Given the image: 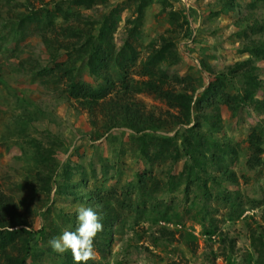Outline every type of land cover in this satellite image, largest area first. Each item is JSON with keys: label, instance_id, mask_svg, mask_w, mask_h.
Returning a JSON list of instances; mask_svg holds the SVG:
<instances>
[{"label": "rangeland", "instance_id": "obj_1", "mask_svg": "<svg viewBox=\"0 0 264 264\" xmlns=\"http://www.w3.org/2000/svg\"><path fill=\"white\" fill-rule=\"evenodd\" d=\"M106 19L107 41L89 45ZM257 41L264 0H0V202L24 217L0 233L42 229L26 264H74L49 241L76 229L81 206L103 218L87 264H260ZM149 79L191 97L188 123L168 99L137 91ZM246 90L253 102L242 105ZM131 106L159 127L128 128ZM255 129L262 162L250 168ZM191 147L206 162L199 182L187 176ZM16 238L0 264L26 254Z\"/></svg>", "mask_w": 264, "mask_h": 264}, {"label": "trees", "instance_id": "obj_2", "mask_svg": "<svg viewBox=\"0 0 264 264\" xmlns=\"http://www.w3.org/2000/svg\"><path fill=\"white\" fill-rule=\"evenodd\" d=\"M103 26L104 27H100L98 29V33H97L96 37L91 36V34L89 33V36H88V39H89L88 44L89 45L92 46L94 40H96V39H98L99 41L102 39L103 42L107 41L106 35L110 32L112 26L109 25L107 19L104 21ZM126 45L127 44H125L124 48H122V50L125 52L127 51ZM251 46L252 47L250 49H248V52L251 53V55H253V56L260 57L263 59L264 58V44L257 41V42H254ZM108 52H111V51H108ZM106 53H107L106 51H103V56H105L104 54H106ZM106 56H108V55L106 54ZM108 57H110V56H108ZM152 59L155 60L154 58H152ZM151 60H149L148 62L152 63ZM96 68H98V69L100 68L99 64L93 65L91 72L92 73L96 72ZM247 76L250 79V82H248L250 87L252 86L253 88H256L257 83L255 82V77L251 74H248ZM172 90L173 89H171V90L163 89V83H160V84L156 83L155 80H153V79H149L147 81H142L139 85V88H137L138 92H152V93L161 95L164 98L171 101L172 107L177 108V110L179 111V115H178V117H176V119L180 123H188L189 122L188 116H189V111H190L191 97L184 95V94H180L178 91H177V93H175V91H172ZM253 95H254L253 91L246 90L244 92V96L241 97V99H240L241 104L245 105L248 102H253V100H252V98L254 97ZM241 104L238 103L237 106L241 105ZM262 105L264 106V103H262ZM129 108H130V110H132L131 111L132 113L130 115L125 114L124 119H122L128 128H131L133 130H136V132L141 133L143 129L138 127V126H140V124L146 125V127H148V126L149 127H159V120H154L153 117L151 118V116H149L148 118H141L140 119L139 111L136 109H133L132 106ZM263 109H264V107H263ZM181 117H182V120H180ZM149 123H150V125H148ZM257 130L256 129L253 130L249 136L250 155L247 158V164L250 168H255V167L261 165V162H262V159H261V155H262V149H261L262 135L261 134L262 133H258ZM185 140L188 142L187 143L188 146L186 147V149H187L190 146V143H189L188 139H185ZM139 142H140L141 147H144L146 145V141H145L144 137H141L139 139ZM191 153H192V155L190 157V160L192 161V163L189 165L187 176H193L194 179L197 182H199L200 177H201L200 172H202L203 174H207L206 162H205V160L202 161V156L200 155L197 147H191ZM44 185H45L44 187L47 186L46 182L44 183ZM42 189H43V191L45 190V188H43V187H42ZM47 191H45V192H47ZM7 203L8 202L4 203V201L0 202V216H1L2 222H3V223H0V225L10 226V227L21 225L23 223L24 217L22 216V214H19V212L16 210L17 208L15 205L12 207H6ZM226 203L227 204L230 203L229 197H228V199H226ZM233 203H234V201H233ZM6 216H8L7 218H9V219H6ZM21 234H24V236H26V239H25L26 240V254L16 264H26V259L29 256L30 250L32 248L31 244L36 241V237H38L40 234H42V229H39L37 231L21 230V231H18L16 233L1 232L0 233V247L14 242L15 240H17L16 237L19 238ZM208 234H211V233L208 232ZM171 237H173L172 234L169 238H171ZM262 240L263 239L261 238L259 241L260 242L259 246H264V241L262 242ZM258 250H260V249H258ZM261 255H262V258L259 260V263L264 264V259H263L264 258V251L261 252ZM7 264H12V262L7 261Z\"/></svg>", "mask_w": 264, "mask_h": 264}, {"label": "clouds", "instance_id": "obj_3", "mask_svg": "<svg viewBox=\"0 0 264 264\" xmlns=\"http://www.w3.org/2000/svg\"><path fill=\"white\" fill-rule=\"evenodd\" d=\"M102 216L91 207L81 206L77 213L78 226L74 231H64L49 241L53 252L63 256L71 253L74 264H87L94 258V240L103 231Z\"/></svg>", "mask_w": 264, "mask_h": 264}]
</instances>
